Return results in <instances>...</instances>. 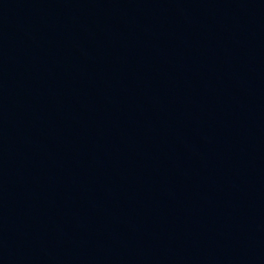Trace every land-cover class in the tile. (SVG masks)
Returning <instances> with one entry per match:
<instances>
[{"label":"water","instance_id":"95a60500","mask_svg":"<svg viewBox=\"0 0 264 264\" xmlns=\"http://www.w3.org/2000/svg\"><path fill=\"white\" fill-rule=\"evenodd\" d=\"M0 264H264V0H0Z\"/></svg>","mask_w":264,"mask_h":264}]
</instances>
